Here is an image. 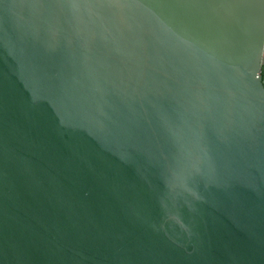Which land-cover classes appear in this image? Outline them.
Segmentation results:
<instances>
[{"label":"water","instance_id":"1","mask_svg":"<svg viewBox=\"0 0 264 264\" xmlns=\"http://www.w3.org/2000/svg\"><path fill=\"white\" fill-rule=\"evenodd\" d=\"M264 0H0V264H264Z\"/></svg>","mask_w":264,"mask_h":264},{"label":"flooded vegetation","instance_id":"2","mask_svg":"<svg viewBox=\"0 0 264 264\" xmlns=\"http://www.w3.org/2000/svg\"><path fill=\"white\" fill-rule=\"evenodd\" d=\"M263 67H264V64H263V65H261V67H260V70H261V72H262V70H263Z\"/></svg>","mask_w":264,"mask_h":264}]
</instances>
